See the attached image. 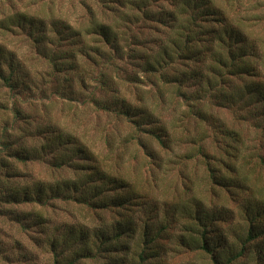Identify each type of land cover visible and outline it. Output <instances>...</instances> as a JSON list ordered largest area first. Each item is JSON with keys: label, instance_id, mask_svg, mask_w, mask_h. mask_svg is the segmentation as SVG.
I'll use <instances>...</instances> for the list:
<instances>
[{"label": "trees", "instance_id": "trees-1", "mask_svg": "<svg viewBox=\"0 0 264 264\" xmlns=\"http://www.w3.org/2000/svg\"><path fill=\"white\" fill-rule=\"evenodd\" d=\"M98 2L103 12L114 13L117 20L122 22V28L108 21L101 22L93 15L86 27L76 28L60 19L45 21L13 10L0 17V34L24 33L37 45V54L49 60L53 74H64L69 79V75L81 67L77 59L79 54L90 65L94 55L101 54V48L88 44L89 37L96 39L103 47L120 51V59L125 55V50L127 57L139 53L140 58H143V72L158 74L161 85L176 87L189 117L203 123L209 122L210 126L214 122L212 114L205 109L210 102V108H235L237 115L243 112L238 115V119L250 120L254 128L264 132V50L262 44H259L260 39L252 37L247 31L246 19H238L237 14L229 17L226 10L211 0ZM161 3H166L165 10L155 12V5ZM127 6L132 12L137 11L140 18L119 10ZM106 15L110 14L106 12ZM140 20L146 25H159L150 27V31L154 32L157 27L160 35L153 34V37L142 39L128 33L127 29ZM49 30L53 33V40L48 38ZM48 44H56V48L62 46L59 50L49 52ZM149 44L159 47L157 58H151L153 52L151 48L148 49ZM65 46L71 48L63 49ZM145 48L148 53L144 51ZM183 61L197 62L202 64V68L185 67L178 71L179 66H186ZM19 68L22 72L15 53L0 45V82L9 92L26 88L23 80L25 76L23 72L19 74ZM72 78L79 82L83 90L86 88L85 76ZM103 80L100 85L107 86ZM190 83H195L200 89L194 95L187 96L181 88ZM114 97L113 102L106 103L92 96L90 103L103 111H116L136 130L152 137L162 150L172 149L174 140L170 132L164 127H150L156 123L152 113L142 106H131L118 94ZM205 97L209 98L206 105ZM16 115L24 119L18 111H14ZM217 130L219 138L216 139H220L218 143L229 140L225 144V148L229 149L231 143H234L237 155L231 157L233 152L223 149L229 156L228 160L210 154L209 161L201 144L196 147L195 154L185 158H197L196 161L203 164L204 177L210 187V208L215 206L214 201L221 194L227 195L229 200L242 208L245 235L243 238L236 236L234 242L229 241L218 228L224 221V208L211 209L208 213L200 198L187 193L167 208L157 204L147 206L148 194L120 173L118 157L107 164L98 159L83 136L50 123H37L33 129L28 127L22 132V138L38 139L40 145L27 147L24 142L17 145L7 140L0 142L5 155L0 156V172L3 175L0 183L5 188L1 198L11 204H33L40 207L54 201H69L91 214L92 221L97 219V225L81 221L65 225L58 235L49 237L48 249L53 256V264H79L95 256L110 260L113 256L125 255L131 242L142 245L140 259L154 256L161 249L160 241L166 237L167 216L179 220L176 222L180 226L178 246L210 256L213 264H240L241 259L253 254L251 248L257 252L258 259L262 260L264 253L259 254L260 251L256 250H264V180L256 172H264V157L253 160L250 155L241 153L238 147L243 142L237 132L222 124L218 125ZM2 133L6 135L7 131L3 130ZM205 138H208L207 133ZM109 146L112 147L111 143ZM146 155L151 160H159L154 152H147ZM12 161L46 164L51 178L47 182L37 181L22 188L13 186L9 182V178L13 177ZM185 190L190 192L191 188L186 186ZM140 214L145 220L136 218ZM117 262H120L118 258L114 260L115 264H119Z\"/></svg>", "mask_w": 264, "mask_h": 264}, {"label": "rangeland", "instance_id": "rangeland-1", "mask_svg": "<svg viewBox=\"0 0 264 264\" xmlns=\"http://www.w3.org/2000/svg\"><path fill=\"white\" fill-rule=\"evenodd\" d=\"M211 1L226 10L229 17L237 14L238 19H246L247 31L252 37L260 39L259 44H262L264 50V0ZM166 6V3L155 5V12L164 11ZM116 8L118 10V7ZM128 8L127 6L119 10L129 16L140 18L137 11L132 12L133 10ZM13 10L45 21L51 18L60 19L76 28L86 27L91 15L101 22L108 21L112 25L123 27L114 13L103 12L98 0H12L11 2L0 0V17L4 13H12ZM106 12L110 15H106ZM153 26L159 27V25H146L140 20L127 30L132 36L142 39L153 37V34L159 36L157 27L154 32L150 31V27ZM123 29L126 30V27ZM48 34L50 36L48 38L53 40V33L49 30ZM88 44L101 48V54L99 56L93 54L91 65L79 54L77 59L81 67L73 75H69V79L64 74L58 76L53 74L49 60H44L37 54V45L24 33L18 31L12 34H0V45L13 51L16 61L21 65L26 87L23 90L9 92L0 82V142L7 140L15 145L24 142L27 147L34 144L37 146L40 145V140L25 136L22 138L24 129L28 127L33 129L37 123L41 125L50 123L66 128L83 136L98 159L109 164L118 157L121 163L120 173L148 194L147 206L157 204L167 208L172 202L184 197V193L195 194L208 213L211 209L224 208L222 210L224 221L218 228L229 241H236V236L243 238L245 223L242 208L236 206L225 194H221L220 198L214 201L215 206L210 208V191L204 177L203 164L201 161H196L197 158L186 160L185 157L195 154L196 147L201 144L209 156V161L210 154L220 155L228 160L229 156L223 149L233 152L231 157L237 155L234 143L230 145L231 150L225 148L229 140H224L220 144L218 143L220 139H216L219 138L218 125L222 124L240 135L243 142L238 147L240 152L256 160L257 157H264V132L254 128L250 120L238 119V115L243 112L237 115L235 108L233 110L216 106L210 108L208 97L204 98L205 105L209 102L205 109L212 114L214 122L209 126V122L195 120L186 114L185 103L177 94L176 87L161 85L158 74L143 72V58H140L139 53L127 57L125 50L123 51L125 55L120 59V51L103 47L94 38L89 37ZM48 46L50 52L59 50L62 45L59 48H56V44L55 46L48 44ZM133 47L135 48L134 45ZM69 48L71 47H63V49ZM149 48L153 52L151 58H157L159 47L149 44ZM144 51L148 53L147 48ZM183 63L186 66H179L178 71L184 70L185 67L202 68V64L197 62L183 61ZM22 72L19 68V74ZM82 75L87 78V86L84 90L78 81L71 79L73 76L81 78ZM102 79L106 81L107 86L100 85ZM197 89L200 88L195 83H190L189 86L182 87L181 91L187 96H192ZM116 94L131 106H142L147 112L152 113L156 123L150 127L154 129L164 127L169 131L174 140L172 149L162 150L152 137L136 130L126 118L116 114V111H103L90 103L92 96L106 103L113 102ZM14 111L22 114L24 119L19 115L14 116ZM3 130L7 131L6 135H3ZM206 133L208 138H205ZM0 152V156L4 157L1 146ZM147 152H154L159 160H151L146 155ZM12 169L13 177L9 178V182L19 188L31 186L37 181L47 182L51 178L47 165L39 162L22 164L12 161ZM256 173L263 181L264 172ZM0 180H3L1 172ZM186 186L191 188L190 192L185 190ZM1 192L5 193V188L0 183V264H53V256L48 249L49 237L58 235L65 225L81 221L98 224L97 219L92 221L91 214L69 201H54L42 207L33 204H11L1 198ZM133 212L137 214L136 211ZM39 217L42 218L38 219ZM136 218L145 220L141 214ZM165 221L168 226L166 237L160 241L161 249L154 256L140 259L142 245L131 242L129 251L125 255L113 256L110 260L95 256L94 259L83 260L79 264H115L114 260L117 258L121 264H213L210 256L178 246L177 234L180 226L176 223L179 222L176 217L170 219L167 216ZM256 251H260L259 254L264 253L262 249ZM251 252L253 254L241 259L240 264H264V257L259 260L254 248H251Z\"/></svg>", "mask_w": 264, "mask_h": 264}]
</instances>
